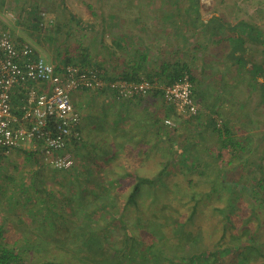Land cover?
Returning a JSON list of instances; mask_svg holds the SVG:
<instances>
[{
	"label": "rangeland",
	"instance_id": "374dc122",
	"mask_svg": "<svg viewBox=\"0 0 264 264\" xmlns=\"http://www.w3.org/2000/svg\"><path fill=\"white\" fill-rule=\"evenodd\" d=\"M191 1L0 0V29L4 28L18 42L27 43L47 63L54 64L66 55H68L66 57L72 58L74 63H78L83 56H86L88 62H90L89 65L95 66L104 75L117 76L122 71L129 70L132 63L138 61L142 53L150 54L151 51H155V48H158L157 51L164 58H175V56L166 51V48H169L170 41H172L171 39L175 40L173 46L179 57L181 56L185 60L186 58L182 55H187L189 58L192 54L191 50L195 47L196 49L198 47L204 49L205 46H208L206 50L208 51L213 46L211 42H206L200 34L195 36V39L189 40V35L184 33L181 16L185 17V12L194 14L190 6ZM207 1L209 6L203 10L199 0V11L203 19L207 20L210 16H213L226 20L228 23H230V20L234 24L242 21L256 27L263 41L252 44L248 42L250 49H246L247 52L251 53L255 52V47H257L259 50L258 62H261L264 66V0ZM177 13L180 16L178 17L179 19L174 18ZM166 14L171 17L174 16L171 22H175V25H170V20L165 18ZM32 19L36 21L34 22ZM173 33L177 34L174 35ZM161 40L162 43H160ZM227 47L226 42L215 44L214 46L216 48L214 52L218 56V61H220L219 67L217 64L211 65L214 63L211 61V54L208 60L210 64L198 59L200 56L191 62L192 64L194 63L193 68L195 70L192 74L199 73L197 66H200L201 63L206 65L204 69L208 73L206 76H197L199 81L195 84L198 87L196 95L197 98L201 99L197 116H202L203 120L206 117L219 116L223 122L230 124L236 137L241 138L245 136L247 131L252 132L251 135L254 140L252 150L255 151V154L250 157V160H254L253 163L261 162V165H263L264 160L260 158H264V154H262L264 148V101L262 102L260 99L258 86L250 89L246 79H240L238 75L234 78L232 77L234 70L231 66H228L230 59L228 58ZM199 53L200 50H197L196 55H199ZM140 75L144 78V74L140 73ZM202 87L204 88L201 90ZM204 90L209 91L210 97H207L208 93L204 94ZM86 96L88 99L87 106L85 108L79 107L82 118V143L77 146L78 149H81V152L75 154V166L82 164L84 161L85 164L83 166H85L87 172L97 174L99 178L106 173L120 174L122 170L119 165L124 160H129V156L138 160L139 157L144 158L143 152L145 151L150 152L151 150V154L162 152L164 147L170 145L168 138L175 140L180 148V143H182L181 141L186 135L183 130L188 129V126L182 125V123H186L183 122L186 119H180L181 116L169 117L174 125L171 128H174V130L170 133V128L166 127L168 135L164 136L163 141L157 142V145L149 131H147L146 135L143 133V138L140 139L141 134L135 135L138 132L135 130L133 138L137 143H133V145L136 144L137 146L133 149V145H130V142L127 141L129 137L130 139L132 138V129L134 127L129 128L127 122L136 123L133 122L136 119L138 124L146 128L151 123V115L145 109L136 107L138 108L137 111L130 113L122 123H117L114 128L111 123L112 114L109 115V110L110 108L113 110L117 103L121 104L123 101H117L111 96L108 100L103 92L95 94V92L89 91ZM223 100H226V102ZM93 102L96 103V107H93ZM214 102L219 105L218 108L211 107V103ZM222 103H225V105H222ZM93 108L99 109V116L92 117ZM244 116L246 117L244 118ZM249 119L253 123L248 122ZM130 130H132V133ZM209 130L203 128V132L206 131L204 133L205 139L201 141L202 145L198 146L200 151L199 155L196 156L194 167L190 170L184 169L178 172L177 169L172 170L176 172V175L175 177L171 176L172 178L168 179V182L176 183L177 188L172 187L173 192L168 197H166L168 195L167 191L162 192L160 198L156 200L157 202L152 203V205H149L151 203L150 199L144 200L141 197L140 200H137L138 204H129L125 208L127 217L124 220L129 228L135 231L134 233H138L137 228L135 226L132 227L137 216L141 218V224H143L140 235L144 233L145 225L148 223H153L155 227L159 226L162 228L160 231L164 234L165 243L160 245L156 242L155 246V250L162 249V252H160L161 257L157 256L159 264H170L175 261L177 259L176 253L178 252H183V254H188V251L197 252L204 248L206 244L210 247L211 243L213 244L217 238L221 237L222 221L220 210L225 209L227 199L231 195V191L226 189L225 184L227 179L237 178L241 172L238 167V160L233 159L226 149H223V156L219 163L216 157L218 154V142L209 135ZM197 131H201L199 125L195 127V131L191 134L194 135V138ZM130 139L129 141H132ZM25 152L33 153L28 151V149L20 148L13 149L6 154H0V225L4 228L6 241L10 244L15 241L19 242L26 237H28V241L33 238L32 235H29V232L34 229L36 223L29 221L26 210L30 206H38L37 202L40 198L32 190V186L29 185L34 173H37V171L44 172L41 175L46 177L44 178L45 188L52 190L51 192L54 194L50 198L52 202L61 198L58 195L59 190L63 191L61 187L68 186L64 183V176L59 173L60 171L55 174L54 172L56 171L52 172L54 169L40 162L34 153L36 157H27ZM79 153L80 157H78ZM258 155H260V161L257 157ZM159 156H161L160 153ZM108 158L109 160L113 158L110 160L112 161L110 164L106 162ZM157 159L158 155L156 156ZM151 161L153 160L149 159L146 163L147 168L153 165ZM228 161H231V164H228ZM134 162L133 159L131 163ZM115 164L117 166H114ZM137 164L140 166L138 174H151V170L141 168L143 165L141 162L137 161L135 165ZM158 168H160L159 164L156 165V171ZM227 170L232 173L228 174ZM256 173L258 178L262 177V172ZM212 178H217L216 190L211 189L214 187V181H211ZM129 182H131V179L126 178L123 183L113 184V190L119 192L116 200L121 208L125 205L126 193L131 190ZM105 185V188L110 189V185L107 183ZM86 187L91 189V180L86 184ZM118 187L119 190H117ZM21 188L31 190L30 204L23 203L22 195L19 194V189ZM33 191L35 196L32 193ZM61 199L63 200V198ZM193 203H196L197 210L191 220L192 222L187 223V228L190 229L193 225L194 229L187 232H200L205 239L202 241L199 239L198 244L189 249V243L187 245L184 244L186 241L184 237H181L182 232L176 233L171 227L170 229H166V227L175 219L183 220L184 222L191 211ZM235 203V216L233 215V218L235 219L236 228H229L223 237V241L226 242L228 236L234 235L236 236L235 241L242 243L244 239L240 238L238 234L242 230L240 228L243 222L250 215H248L247 211H244L242 215L245 218L237 219L236 216L241 211L237 208L245 209V203L242 201L239 204L236 201ZM258 208L262 215L261 226L257 227L254 219L253 221L249 219L248 225L254 228L256 232L258 231V234L256 233V247L261 252H264V209L260 208V206ZM65 210L67 211V208ZM213 213L216 216L211 217ZM61 231L58 233L59 237L63 236ZM120 234H122L121 231ZM205 234L208 235L205 236ZM119 240L120 236L116 231V227H114L111 230L109 241L116 243ZM57 252L55 250L52 254ZM36 255L34 254V259ZM251 255L253 260L251 264H259L262 260L259 251L257 252L256 249L251 252ZM163 256H170L171 259L162 258ZM62 259L56 257L58 261Z\"/></svg>",
	"mask_w": 264,
	"mask_h": 264
},
{
	"label": "trees",
	"instance_id": "16d2710c",
	"mask_svg": "<svg viewBox=\"0 0 264 264\" xmlns=\"http://www.w3.org/2000/svg\"><path fill=\"white\" fill-rule=\"evenodd\" d=\"M190 6L191 10L195 13L191 16L193 17V21L200 22L202 19L199 15V0H192ZM165 18L167 19V17ZM35 19L32 20L35 22ZM212 21V18H208L206 22L202 23V28L205 29L204 32L207 36L214 35L215 31H219L222 28L220 23H216L214 26L210 25L209 23ZM237 26L248 29L249 32L247 36L249 37L251 31L256 29V27L245 22H240ZM208 28H211L210 32H206ZM3 30L5 29L3 28ZM236 42L233 48L234 50L240 48L243 43L241 38ZM33 52L39 55L34 49ZM66 56L54 63L56 69L61 65L74 63L72 58ZM144 58L145 55L143 56V59ZM237 63L239 64L237 68L238 74H242L244 67H246L244 65L245 63L239 56L237 57ZM77 64L89 65L90 62H88L86 56H83ZM141 68L142 63L139 59L132 63L129 70L122 71L117 76H106L103 74V77L106 80L120 78L128 81H139L141 78ZM251 71L254 76L253 78H256L259 74H264V66L261 64L253 65ZM184 74L189 75V81L192 85L191 96L194 102L199 104L201 99L197 98L196 95L197 91L194 88L195 79L191 76L189 68L184 62L178 60L173 63H162L157 72L154 74H145L144 78L148 80H157L162 84H171ZM259 89L260 99L263 102L264 80L260 83ZM86 92L89 91L87 90ZM152 95H154V97H161L160 91H155ZM13 101L17 102L18 99L13 98ZM163 104L165 107L164 113L162 114L163 116L151 117L150 124L155 127V132L157 131V134L167 136L168 132L165 128L169 127L171 133L174 130V128L171 127L174 125L173 122V126L165 125L163 121L165 118L176 116L178 113L172 107L167 106L165 103ZM177 116L181 115L178 114ZM201 117L202 116H196L187 119L181 116L180 119H186L183 121L186 123H182V125L188 126V129L183 130L186 132V135L183 137L182 143H180V148L177 146L175 140L168 138L170 145L164 147L162 152L151 154V150L150 152L145 151L143 152V155H145L144 158L139 157L138 160L129 156L128 162L124 160L123 163H120L119 166L122 170L120 174L106 173L98 178L97 174L95 175L87 172L85 166H83L85 164L84 161L82 164L75 166V154L78 150L77 146H80L82 139L73 142L69 150L74 158V166L69 170L60 172L52 170V172L56 171L54 172L55 174L59 172L64 176V183L70 186H62L61 189H63V191L59 190L58 195L63 198V200L58 198V201L52 202L50 198H52L54 194L51 192L52 190H47V188H45L44 178L46 177L41 175L44 172L37 171V173H34L29 185L32 186V190H34L40 198L37 202L38 206H30L26 210L28 212L29 221L34 224L36 223L34 229L29 232V235H32L33 238L28 241V237H26L19 242L15 241L13 244H10L6 241L5 230L0 225V264H159L157 256L161 257L160 252H162V249L155 250V246L156 242L160 245L165 243L164 234L160 231L162 228L159 226L155 227L153 223H148L145 225L144 233L140 235L143 224H141V218L137 216L132 227L135 226L138 233H134L135 231L130 229L127 222L124 220L127 217L125 208L129 204H138L137 200H140L141 197H143L144 200L150 199L149 201L151 203L149 205H152V203L157 202L156 200L160 198L162 192L167 191L168 195L166 197H168L169 194L173 192L171 188H177L176 183H169L168 179L176 175V172L172 170L177 169L178 172L184 169L190 170L194 167L197 159L196 156L199 155L200 151L198 146L200 144L202 145L201 141L205 139L204 133L206 131L203 132V128H207V130L210 129L209 135L214 137L218 142V154L216 157L219 163L223 156L222 151L226 149L233 159L238 160V167L241 173L237 178L227 179V183L225 184L226 189L231 191V195L227 199L225 209L220 210L222 221V230L220 229L222 231L221 237H219V239L217 238L216 242L213 244L211 243L210 247L206 244L204 248L197 252L188 251V254H183V252L176 253L177 259L170 264H251L253 261L251 259V252L255 251V249L257 252L259 251L262 259L259 264H264V252H261V250L256 247V233L258 234V231L256 232L254 228L248 225L249 219L251 221L254 219L257 227L261 226L262 215L258 207L260 206V208L264 209V164L261 165V162L253 163L254 160H250V157L255 154V151L252 150V145L254 143L252 139L253 136L247 131L244 137H236L234 135V129L230 124L223 122L219 116H217V118L221 120L219 126H217L215 118L212 116L211 118L206 117L204 120ZM245 117L246 116H244V118ZM250 120L251 119H249L248 122L253 123V121ZM122 121L123 120H121L120 123H122ZM127 121H129V119H127ZM133 122L136 123H132V121L127 122L129 128L134 127L132 129L133 133L132 130H130L132 138L130 139L129 137L127 141L130 142V145L137 143L133 138L135 128L140 127L142 128L141 131L144 132V128L141 124H138V120L135 119ZM198 125L199 128L201 127V131H197L195 133L196 137L194 138V135L191 134ZM189 131H191V133H189ZM135 135H138V132ZM129 139L132 141H129ZM136 146L137 145L134 144L133 149ZM159 153L161 156H159ZM25 154L27 157H36L35 153L34 155L33 153L25 152ZM262 154H264V148ZM114 155L116 156L115 153ZM157 155L158 159L156 160ZM107 157L109 156L107 155ZM257 157L259 159L260 155ZM36 158H38V156ZM132 158L135 161L134 163H131L133 160ZM149 159L153 160L151 161L153 165L147 168L146 163ZM260 159L264 160V158ZM110 160L109 158L106 159L107 164L112 162ZM137 161L143 164L141 166L142 169L147 168L151 170V174H138V168L140 166L138 164L135 165ZM157 164L160 165V168L156 171ZM228 164H231V161H228ZM114 166H117V164ZM46 168L48 167L46 166ZM259 171L262 172V177L260 178L257 177L256 173ZM227 173L231 174L232 172L230 173V170H227ZM218 176L220 175L218 174ZM126 178L131 179V182H129L131 190L126 193L125 205L121 208V206H118L116 200L119 192L113 190V187L116 184L123 183ZM90 180L91 189L86 187V184H88ZM211 181H214V187L211 189L216 190L215 185L217 178H212ZM105 183L111 186V190L105 188ZM119 187L117 190H119ZM30 191L31 190H26V188L19 189V194L22 195L23 203H31ZM34 191L32 193H34L35 196ZM235 201L238 204L241 201L245 203V209L237 208L241 210L238 216H236L237 219L241 220L245 218L244 215H242L244 211H247L248 215H250V217L243 222L240 228L242 230L238 234L240 238L244 239L242 243H237L235 241L236 236L234 235L231 237L228 236L226 242L223 241V237L226 235L228 229L236 228L235 219L233 218L235 212L234 208L236 206ZM65 208H67V211ZM196 208V203H193L191 211L184 222L183 220L179 221V219H175L166 227V229H170L171 227L176 233L182 232L183 234H181V237H184L186 241L184 244L187 245L189 243V249L197 245L199 239L200 241L205 239L203 235L201 236L200 232H187L194 229L193 225L190 229L187 228V223L192 222L191 220L196 213ZM215 211H217V209H215ZM214 216H216L215 213L211 214V217ZM114 227H116V231L120 236V240L116 243L109 241L111 230ZM59 231L62 232V237H59ZM120 231L122 234H120ZM206 235L208 234H205V236ZM55 250L58 252L52 254ZM34 254H37L35 259ZM56 257L61 259L63 257V259L58 261ZM162 258L171 259L170 256H163Z\"/></svg>",
	"mask_w": 264,
	"mask_h": 264
},
{
	"label": "built area",
	"instance_id": "2783aa9c",
	"mask_svg": "<svg viewBox=\"0 0 264 264\" xmlns=\"http://www.w3.org/2000/svg\"><path fill=\"white\" fill-rule=\"evenodd\" d=\"M200 5L205 10L209 2L200 0ZM191 88L188 74L162 84L142 77L139 81L106 80L92 65L71 63L56 69L27 43H18L0 29V154L24 148L56 171L69 170L75 163L69 149L82 139L81 115L73 94L108 92L113 99L126 101L160 91L167 106L190 119L200 110ZM212 117L219 126L221 120ZM163 122L172 125L169 118Z\"/></svg>",
	"mask_w": 264,
	"mask_h": 264
},
{
	"label": "crops",
	"instance_id": "0c3cea01",
	"mask_svg": "<svg viewBox=\"0 0 264 264\" xmlns=\"http://www.w3.org/2000/svg\"><path fill=\"white\" fill-rule=\"evenodd\" d=\"M178 14L179 13H177L176 16L175 17L173 16V17L176 19H179L178 17H180V16ZM184 15H186V16L185 17L181 16L183 19L182 24L184 25V27H183L184 31H185L184 33L189 35V40L195 39V36L200 34V36L203 37V39L206 42H211L213 46H211V48L208 51H206L208 49V46H205L204 49L203 48L200 49L199 47H198V49H196V47H195L193 50H191L192 54L190 55L189 58L187 57V55H184V54L182 55L184 58H186V60H185V59H182L181 56L179 57L178 52L176 51V49L173 46V43L175 42V40L171 39L172 41H170L169 48H166V51H168L173 56H175V58H173V59H171V57L170 58L169 57L164 58L157 51L158 48H155V51H151L150 54L142 53L138 58V60L140 59V61L142 63V68L140 70L141 74H144V75L145 74H154L155 72H157L159 70V66H161L162 63H165V62L173 63V62H177L179 60L180 62H184L187 64L191 76H193L195 79L194 88L197 91L198 87L195 85L196 82L199 81V78H197V76L198 75H200L201 77L203 75L206 76L208 73H207V70L204 69L206 65H204L202 63L200 64V62H199L200 66L199 65L197 66L199 73L198 74L197 73L192 74V72H195V70L193 68L194 63L192 64L191 62H193L194 59H197L200 56V58H198V59H202V61L204 63H209L208 62L209 55L211 54V57H212L211 61L214 62L211 65L217 64V66L219 67L220 61H218V56L214 52V50H216V48H214V46H215V44H221L223 42H226V46H228L227 50L229 53L228 58L230 59L228 66H231V68H233V70H234L232 72L233 73L232 77L234 78L236 75H238V77L240 76V79H243V80L246 79L247 85L250 89H253L255 86L259 87L260 83L264 80V74L263 75L259 74L258 76H256V78H253L254 76H253V73L251 71L253 69V65L261 64V62H258L259 61L258 60L259 59V50L257 47H255V52L249 53V52H247V49H246V48L250 49V45L248 44V42H250L252 44V43H260L261 41H263L261 39L262 38L261 34L257 29H254L253 31H251L250 37H249V36H247V33L249 32L248 29H246V28L243 29L242 26H237V24L242 22V21L234 24L231 22V20H230V23H228L226 20L210 16V18H212L213 21L211 22L212 24L211 23H209V24L214 26V24L220 23L222 25V28L219 31H215L214 35L207 36L206 33L204 32L205 29L202 28V23L206 22V19H203V16L200 14V11H199V15L202 19L200 22H197V21L194 22L193 17H191L193 15L191 13L185 12ZM166 17L168 20H170L171 26L175 25L174 24L175 22L174 23L171 22V19H173V17L169 16L168 14H166ZM186 18H187V20H185ZM210 29L211 28H208L206 30V32H210ZM173 34L175 35L177 33H173ZM176 38H178V37L176 36ZM240 38H241V41H243L242 46H240V48H237L236 50H234L233 48L237 43L236 41ZM13 39L16 40V38H14V37H13ZM160 43H162V40ZM163 44H165V43H163ZM163 44H161V45H163ZM156 47L163 48L161 46H156ZM197 50H200L199 55H196ZM144 55H145V58H144L145 60L143 59ZM238 56L240 59H243V61L245 63L244 65L246 66V67H244V71L242 72V74H238V69H237L239 66V64L237 63V57ZM248 68H249V70H248ZM222 73H224V72H222ZM203 88L204 87H202L201 90ZM203 92L205 94V93H208L209 91L207 92L206 90H204ZM103 93L105 94V97L109 100L111 95L108 92H103ZM87 94H88V92H86V91H80V92H77V93L72 95V101L74 103V106L79 110V112H81L79 109L80 106H82L84 108L87 106V103H88L87 102L88 99L86 98ZM95 94H97V93H95ZM210 95L211 94L208 93L207 97H210ZM223 101L226 102V100H223ZM163 103L164 102L160 96L154 97V95H152V94L145 96V97H136V98L131 99V100H126V101H123L121 104L117 103V106L113 110L111 108L109 110V115L112 114L111 123H112L113 127L115 128L117 123L119 124V122L121 120H125V118H127V116H129L130 113L137 111V109L139 107L145 109L151 115V117H157V116L162 117L163 116L162 114L164 113V110H165ZM222 105H225V103H222ZM235 105H237V104L235 103ZM93 107H96V103H94V102H93ZM136 107H138V108H136ZM211 107L218 108L219 105H216V102H214V103H211ZM235 110H238V109H235ZM94 112H96V113H94ZM96 116H99V109L93 108L92 117H96ZM81 121H82V118H81ZM81 128H82V122H81ZM141 129L142 128H140V127L134 129V130L138 131V135L141 134L139 137L140 139L143 138V133L146 135L147 131H149L151 137L154 138V142L156 145H157V142L164 140L163 139L164 136H162V134H157V131L155 132V127L151 124L148 125L146 128H144V132H142ZM250 133H252V132H250ZM80 150L81 149H78L77 152H81ZM77 152H76V154H77ZM78 157H80V153H79Z\"/></svg>",
	"mask_w": 264,
	"mask_h": 264
}]
</instances>
